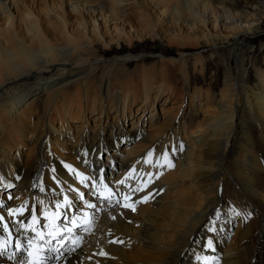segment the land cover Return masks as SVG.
I'll use <instances>...</instances> for the list:
<instances>
[{
    "label": "bare ground",
    "instance_id": "1",
    "mask_svg": "<svg viewBox=\"0 0 264 264\" xmlns=\"http://www.w3.org/2000/svg\"><path fill=\"white\" fill-rule=\"evenodd\" d=\"M262 33L264 0H0V264L35 243L42 264H264ZM190 47L221 61L218 94L190 91Z\"/></svg>",
    "mask_w": 264,
    "mask_h": 264
},
{
    "label": "rangeland",
    "instance_id": "2",
    "mask_svg": "<svg viewBox=\"0 0 264 264\" xmlns=\"http://www.w3.org/2000/svg\"><path fill=\"white\" fill-rule=\"evenodd\" d=\"M255 40H257L256 42H255V46H254V50L257 52V56H256V61H257V66L259 67V68H264V50L263 49H260L261 48V45H264V33H262L261 34V36H260V38H259V40L256 38ZM154 43H156V42H154ZM148 44L149 45H152L153 44V42L151 43V41H148ZM157 44V43H156ZM164 46V48H166V49H168L169 51H167V53L166 54H171L170 56H174V57H176L175 55H176V52H177V50L178 49H176V48H172V47H167V45H166V43H163V44H158V47H160V48H162ZM140 50H141V48L138 46L137 48H135V49H133V51H137V52H132L133 54H135V55H140L139 54V52H140ZM172 50V51H171ZM188 52H191V54L193 55L194 54V56H191V58H190V60H189V62L187 63V67H188V72L190 73V77H191V89H190V91L192 90V89H194V87H195V83L198 85V86H200V87H202L204 90L203 91H211V92H213L214 94H218L219 92H220V90H221V88L223 87V80H224V78H223V72L221 71V69L220 68H222L223 67V65H222V63H221V61H220V64H219V61H216V59H214V60H212L211 58H209V53H210V51H208V50H203L202 49V51L200 52V51H196L195 50V47H190V48H188ZM202 54V57L205 59V63H206V66H205V68L207 69H205V73H204V75L202 74V73H200V71H199V69H195L194 67H195V65H199V63H195V60H194V58H199L200 56H201V54ZM196 54V55H195ZM200 55V56H199ZM167 57V56H165V58H172V57ZM144 59H147V64H146V66H148V68H153L155 65H153V63L154 62H152V61H154V60H157V59H159V57H157V56H153V57H149V56H146L145 54L144 55H140V59L137 61V62H142V61H144ZM173 59V58H172ZM167 62V61H166ZM208 62V63H207ZM135 64H137V63H135ZM173 64H175V63H172V65ZM132 65V64H131ZM168 66V68H167V71H169L168 72V75H169V79H170V82L173 84V87H175V89H176V91L178 92V94H180V91L182 92V83H181V75H180V71H178V69H177V67L175 66V65H171V64H167ZM133 67V66H132ZM198 67V66H197ZM136 68H132L131 69V71H133V70H135ZM137 77V78H136ZM136 79H139V77H141V75L139 74V75H136ZM253 78L251 79V81L254 83L256 80H255V78H254V76H252ZM219 79V80H218ZM215 83H214V82ZM218 87V88H217ZM189 95V96H188ZM188 95H186V99H187V101H186V104H185V106L183 107V109H181V111H180V113H179V115L180 116H183V114H187L188 113V111H189V109L192 107V105H194V104H190L189 102H190V100H191V94H188ZM188 96V97H187ZM161 97V96H160ZM174 99V98H173ZM167 103L164 105V106H166V107H168V106H170L172 103H173V100L172 101H170L169 102V100L168 101H166ZM159 112H160V109H159ZM182 114V115H181ZM131 115V114H130ZM140 115V114H139ZM132 116V120H130V123L128 124V125H126V126H130L133 122H134V120H133V117H136L137 119H138V115L137 116H133V115H131ZM136 119V120H137ZM141 120H142V118H140ZM153 119V117L152 116H150L149 118H148V122H146L145 124H143L141 127L144 129V131H147L148 130V126L150 125V121ZM159 120H160V116H159V118H158ZM194 123V122H193ZM130 132V131H129ZM131 132L130 133H127V135H124V133H122V138L124 139V138H128L129 136H131ZM255 134V141H257V144H258V148H259V150H260V154H261V156H262V161H263V164H264V145H263V143L258 139V133L257 132H255L254 133ZM134 136H135V134H134ZM258 139V140H257ZM103 141H105V143L106 142H112L111 144H114L115 143V138L113 139L110 135H106L105 134V136H104V140ZM118 148H119V150H122V147L120 146V147H117L116 148V151H114V150H111V151H109V153L108 154H106V153H104L103 154V156H102V158H104L106 155H108V156H111V154L113 153V152H115L116 154H115V157H117V152H118ZM93 152L94 151V149H87V154L86 155H90V152ZM105 160H106V158H105ZM116 170V168H113L112 169V167H107L106 169H105V171H103V172H107V181H108V183H109V185H110V187L111 186H113V182H114V179L115 178H113L115 175H114V171ZM95 173V171H93L92 172V174H91V176H88V178L87 179H89V180H91V181H93V182H96L97 180H98V178H100V176H101V173H99V174H94ZM95 175V176H94ZM262 179L264 180V172L262 173ZM111 178H110V177ZM18 176L17 175H15V177L13 176V179H14V182L15 183H17V179L18 178H20V176L17 178ZM263 180H261L260 182H261V184L259 185V188L260 189H263L264 190V181ZM13 198V197H12ZM11 198V199H12ZM82 199H83V201L85 202V201H87V191L86 192H84L83 193V196L82 197H80L78 200H77V202H76V208L78 209V208H80V204H81V202H82ZM37 203H39V200L37 201ZM36 203V204H37ZM36 208H38L39 209V211H40V208H39V206H38V204L37 205H35V207H34V209L31 211V212H33ZM77 209H75V210H77ZM38 211V210H37ZM59 211H61V210H56L55 212L53 211V210H50L49 212H47V210L45 211V215H47L48 214V216L51 214L50 212H52L53 214H54V216H56L58 213H59ZM80 211H81V208H80ZM84 211V210H83ZM41 213H42V211H40ZM26 213H30V212H28V210L26 209L23 213H22V215H21V217L23 216H26ZM40 213V214H41ZM84 213H86L85 211H84ZM44 223V222H43ZM42 224V223H41ZM1 220H0V227H1ZM43 225V224H42ZM21 226H22V224H21ZM27 228V227H26ZM237 228V223H236V225L233 227V229H232V231L229 233V235H230V237L234 234V231H235V229ZM44 229H48V226H47V224L44 226ZM2 230H3V228H2ZM29 233H30V231H28V233L27 234H24L22 231L20 232V233H16L15 234V236H14V238H13V242L14 243H16V244H19V246H21L22 247V249H20L18 252L21 254L20 255V257H19V261H22L23 259H22V257H23V252L25 251V248L27 247L28 248V246H29V243H30V236H29ZM28 240H29V242H28ZM16 247H18V246H16ZM26 248V249H27ZM15 252V251H14Z\"/></svg>",
    "mask_w": 264,
    "mask_h": 264
},
{
    "label": "snow or ice",
    "instance_id": "3",
    "mask_svg": "<svg viewBox=\"0 0 264 264\" xmlns=\"http://www.w3.org/2000/svg\"><path fill=\"white\" fill-rule=\"evenodd\" d=\"M209 243L211 244V241H209Z\"/></svg>",
    "mask_w": 264,
    "mask_h": 264
}]
</instances>
